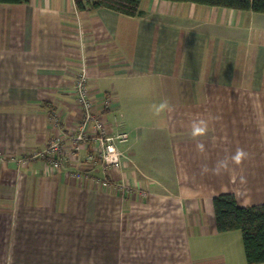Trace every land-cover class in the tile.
<instances>
[{
    "label": "crops",
    "instance_id": "obj_1",
    "mask_svg": "<svg viewBox=\"0 0 264 264\" xmlns=\"http://www.w3.org/2000/svg\"><path fill=\"white\" fill-rule=\"evenodd\" d=\"M140 8L0 3L4 264H120L138 237V248L154 246L138 264H166L178 234L185 264H249L241 231L217 230L213 198L264 203V13L171 0ZM81 66L95 106L113 99L110 131L128 134L122 167L84 171L88 145L81 164L67 156L56 171L45 157L20 164L80 120L71 85Z\"/></svg>",
    "mask_w": 264,
    "mask_h": 264
},
{
    "label": "built area",
    "instance_id": "obj_2",
    "mask_svg": "<svg viewBox=\"0 0 264 264\" xmlns=\"http://www.w3.org/2000/svg\"><path fill=\"white\" fill-rule=\"evenodd\" d=\"M72 92L81 112L78 123L66 130L65 136L59 134L49 140L47 146L40 152L31 154L30 157L19 158L20 164H25L29 159L38 157L48 158L47 163L51 170H58L67 156L77 163L86 162L84 171L93 169L97 164L105 169H120L127 153L121 150L117 143L128 139L126 132L112 133L105 119V111L110 108L113 99L110 95L104 98L102 108H97L93 102L85 67L81 66L75 73L72 81ZM56 126L59 121L55 120ZM88 145L82 161L80 152ZM111 181L104 178L101 184L111 186ZM120 188L128 190L130 185L123 180ZM143 194H145L143 192ZM145 196V195H144Z\"/></svg>",
    "mask_w": 264,
    "mask_h": 264
},
{
    "label": "trees",
    "instance_id": "obj_3",
    "mask_svg": "<svg viewBox=\"0 0 264 264\" xmlns=\"http://www.w3.org/2000/svg\"><path fill=\"white\" fill-rule=\"evenodd\" d=\"M142 0H75L78 9L106 7L127 15H139ZM224 6L264 13V0H171ZM29 0H0V3H26ZM216 227L219 232L240 230L246 261L264 262V203L240 206L233 193H221L213 198Z\"/></svg>",
    "mask_w": 264,
    "mask_h": 264
},
{
    "label": "rangeland",
    "instance_id": "obj_4",
    "mask_svg": "<svg viewBox=\"0 0 264 264\" xmlns=\"http://www.w3.org/2000/svg\"><path fill=\"white\" fill-rule=\"evenodd\" d=\"M55 120H57V121L60 120L59 114H58V112H56V113H52L51 112V122L53 123V127H56ZM31 154H33V153H31ZM31 154L21 155V156L18 157V159L21 158V157L22 158H26V157L28 158V157L31 156ZM2 159L4 161H7L6 160V157H2ZM18 159H15V160L17 161ZM31 159H29L27 162H29ZM47 160H48V158H46V161ZM158 223H160V221ZM172 223H176L175 219L172 220ZM7 224L8 223L5 222V218H1L0 228L3 227L5 232H7V230H8V225ZM176 225H179V224L176 223ZM178 229H179V227H178ZM3 239H4V233L2 232V234L0 235V264H4L3 263L4 260H5L4 256L6 254V250L4 249V247H5V241ZM138 239H139V237H138ZM138 239H135L134 240V242L131 245V247L129 248V250H126V249L124 251L123 250L122 251L120 250V254L122 253V256L120 258L121 259L120 260V264H138L139 261H141L140 258H142V259L145 258V260H147V261L153 260V247H154L152 245L153 240L147 241L146 243H142L141 246H140V248H141L140 249V248H138V241H137ZM181 244H182L181 234H178V242H177V245H178V247H177L178 248V255H177V257L171 256L170 258L167 256L166 257V261H167L166 264H185V259L183 257V251H182V245ZM166 245L167 244H162L163 248ZM173 245L174 244L172 243V246L171 247H173ZM165 248H168V245ZM141 254H144V255H141ZM162 256H164V254Z\"/></svg>",
    "mask_w": 264,
    "mask_h": 264
},
{
    "label": "clouds",
    "instance_id": "obj_5",
    "mask_svg": "<svg viewBox=\"0 0 264 264\" xmlns=\"http://www.w3.org/2000/svg\"><path fill=\"white\" fill-rule=\"evenodd\" d=\"M161 107H165V105H161ZM203 132H204L203 128L195 127V133L201 134ZM243 155H244V153L242 151H238L232 159L235 161V163L239 164L241 162Z\"/></svg>",
    "mask_w": 264,
    "mask_h": 264
}]
</instances>
